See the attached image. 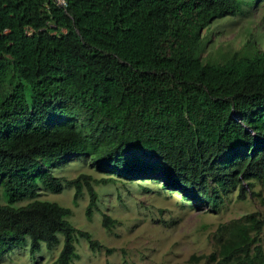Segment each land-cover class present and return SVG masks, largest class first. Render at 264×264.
<instances>
[{
    "label": "trees",
    "instance_id": "16d2710c",
    "mask_svg": "<svg viewBox=\"0 0 264 264\" xmlns=\"http://www.w3.org/2000/svg\"><path fill=\"white\" fill-rule=\"evenodd\" d=\"M65 2L0 0V257L27 239L35 253L62 237L54 264L77 257L76 236L93 252L102 248L69 222L70 209L16 204L66 184L74 201L87 189L90 217L97 207L90 182L115 180L82 174L62 182L40 165L89 156L130 180L161 175L215 212L232 191L243 199L251 180L264 185V54L200 59V31L258 0ZM114 223L105 216L102 226ZM261 225L253 237L236 232L219 263L256 264Z\"/></svg>",
    "mask_w": 264,
    "mask_h": 264
},
{
    "label": "rangeland",
    "instance_id": "374dc122",
    "mask_svg": "<svg viewBox=\"0 0 264 264\" xmlns=\"http://www.w3.org/2000/svg\"><path fill=\"white\" fill-rule=\"evenodd\" d=\"M245 10V14L216 19L200 31L203 64L264 54V0ZM74 121L82 124L81 119ZM40 169L49 170L62 182L82 174L96 181L115 180L106 185L90 182L97 197L90 217L86 216L87 189L74 201L75 190L66 184L58 194L40 187L38 196L16 204L40 200L71 210L69 222L102 246L93 252L87 240L74 237L77 257L71 264H220L223 245L237 240L233 236L244 228L253 237L257 222L262 224L257 243L262 256L256 264H264V185L257 180H251L253 187L243 199L238 190L225 196L215 212L199 194L176 190L161 175L130 180L99 169L89 156L58 162L51 168L40 165ZM105 216L115 221L108 229L102 226ZM62 246L63 238L59 237L57 245L48 248L42 244L40 251L32 253L27 239L24 245L11 246L0 257V264H54ZM212 255L213 261L209 259Z\"/></svg>",
    "mask_w": 264,
    "mask_h": 264
},
{
    "label": "built area",
    "instance_id": "2783aa9c",
    "mask_svg": "<svg viewBox=\"0 0 264 264\" xmlns=\"http://www.w3.org/2000/svg\"><path fill=\"white\" fill-rule=\"evenodd\" d=\"M56 5H58V6H60V7H62V8H64V7H66V2H65V0H52Z\"/></svg>",
    "mask_w": 264,
    "mask_h": 264
}]
</instances>
